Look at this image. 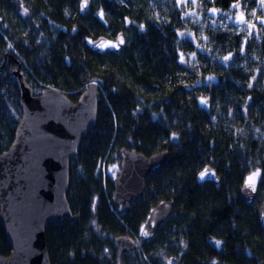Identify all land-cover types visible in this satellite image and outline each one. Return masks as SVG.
Wrapping results in <instances>:
<instances>
[{"label": "trees", "instance_id": "16d2710c", "mask_svg": "<svg viewBox=\"0 0 264 264\" xmlns=\"http://www.w3.org/2000/svg\"><path fill=\"white\" fill-rule=\"evenodd\" d=\"M83 1L0 0V153L22 117L19 64L35 93L51 85L74 100L92 82L100 86L97 122L70 161L67 197L76 221L46 227L51 263L168 264L163 250L175 264H264L257 218L264 176L257 202L245 204L239 193L251 168L264 169V36L246 41V33L210 18L198 44L186 31L199 28L179 0H91L86 11ZM239 1L254 6L253 0L202 5L225 11ZM121 32L127 47L120 53L95 51L85 39ZM201 96L211 99L210 110ZM122 147L170 153L129 213L114 208L113 177L103 169ZM208 166L219 184L197 181ZM163 200L175 206L158 233L135 253H121L115 238L138 236ZM210 235L226 239L222 250ZM11 250L0 222V255Z\"/></svg>", "mask_w": 264, "mask_h": 264}, {"label": "water", "instance_id": "95a60500", "mask_svg": "<svg viewBox=\"0 0 264 264\" xmlns=\"http://www.w3.org/2000/svg\"><path fill=\"white\" fill-rule=\"evenodd\" d=\"M90 2L83 1L84 11L89 8ZM245 21V14H240L237 23ZM85 39L90 48L99 52L110 50L120 53L127 47L123 32L116 37L101 35L96 39L88 36ZM102 42L108 46L97 47ZM14 74L21 88L22 117L11 146L0 153V222L12 248L10 254L0 255V264H52L46 227L50 222L63 224L65 219L76 221L67 197L70 161L78 154L83 137L97 122L100 86L92 82L74 101L65 91L51 85L35 93L26 82L20 64ZM210 80L217 82L219 78L214 75ZM199 102L205 110L212 107L209 97L201 96ZM119 155L120 170L112 180V204L117 212L129 213L132 203L143 197L147 178L166 164L170 153L162 149L147 155L122 147ZM205 169L211 171L201 179L200 173ZM205 169L198 174L199 184H219L221 177L216 169L211 166ZM257 170L261 175L256 178L254 188L246 187V178ZM263 176L264 169L260 165L246 174L239 189L245 204L256 202ZM174 205L173 200H163L151 209L142 227L148 235H142V229L140 231L144 242L158 233L160 226L173 214ZM257 218L264 229V201L259 205ZM208 240L218 251L226 243L225 238L212 235L208 236ZM115 241L121 253L139 248L138 243L126 235L116 237ZM216 241H221L219 246Z\"/></svg>", "mask_w": 264, "mask_h": 264}, {"label": "rangeland", "instance_id": "374dc122", "mask_svg": "<svg viewBox=\"0 0 264 264\" xmlns=\"http://www.w3.org/2000/svg\"><path fill=\"white\" fill-rule=\"evenodd\" d=\"M261 5H263V4H259L257 6V9L258 8L264 9V6L262 7ZM180 8L183 9L184 14L187 16V18L190 21H193L197 25V27L199 28L196 30L186 31V34L190 36V38L193 40V42H196L198 44H200V42L202 40V37H203L202 32H203V29L205 28V24L207 23L208 19H210V18L211 19L213 18L212 25H221V26L226 27V28L229 27L230 29H232V31L237 32V33H241V34L246 33V36L244 35L246 41L248 40V36L249 37L256 36V37H260V38H262L264 36V15H261L258 11L253 10L252 6L244 5L241 1L235 3L233 6H231L228 10H225V11L222 9H218L216 7H209V9L206 10V6H205V11H204V6L200 2V0H181ZM214 9H218V10H220V12L217 11L218 13L213 15L212 11H214ZM206 11H208V12H206ZM240 13H245L247 15V20L242 24H238L236 22ZM235 23H237L239 26H237ZM203 41H205V39ZM244 45H246L245 41H244ZM261 71L262 70H259L256 73V76L258 74H260ZM77 99H74V101H77ZM120 163H121V158L119 156V159L114 160L110 164L104 166L103 169H105L107 174H110V176L115 177L120 170ZM257 200H258V198H257ZM257 200H256V202H257ZM142 227H143V225L140 226V229H139L140 231H141ZM126 236L131 237L134 240H136V242H139L140 244H142V242H141L142 238L140 236V233L138 236L136 234L126 235ZM135 251H137V250H135ZM161 253H162V255H164L166 257V260L168 261V264H169V262H171V258H172L171 256H169V253H171V252L162 250ZM146 258H147V255L144 256L145 260H146ZM172 262L175 264V261L173 260V258H172ZM118 264H123V262L118 263Z\"/></svg>", "mask_w": 264, "mask_h": 264}, {"label": "snow or ice", "instance_id": "6c2138e0", "mask_svg": "<svg viewBox=\"0 0 264 264\" xmlns=\"http://www.w3.org/2000/svg\"><path fill=\"white\" fill-rule=\"evenodd\" d=\"M85 3H87V0H85ZM262 3H264V0H262ZM101 16H103V14L101 13L100 14ZM121 43H123V40L120 41ZM108 45L104 44L103 42L100 44V45H97V47H106ZM112 47H115L116 45H111ZM227 59V58H225ZM203 102V101H202ZM115 167V166H114ZM210 169H205L203 172L200 173V178L201 179H204L206 175H208L210 173ZM214 175V173H213ZM261 175L260 171L257 170L256 172L252 173L251 175H249L247 178H246V181H245V186L246 187H253L254 188V185H255V180L257 177H259ZM114 178V177H113ZM155 211V210H153ZM142 235H148L147 232H144L143 229H142ZM221 243V241H216V244L217 246H219ZM169 264H171V262H169Z\"/></svg>", "mask_w": 264, "mask_h": 264}, {"label": "flooded vegetation", "instance_id": "af4514ba", "mask_svg": "<svg viewBox=\"0 0 264 264\" xmlns=\"http://www.w3.org/2000/svg\"><path fill=\"white\" fill-rule=\"evenodd\" d=\"M213 2L214 0H200V2L202 3V2ZM179 2H180V5H181V0H179ZM253 2H254V6H253V10H255V11H258L261 15H264V9L262 8V9H260V8H258L257 9V6L259 5V4H263V5H261L262 7L264 6V3H262V0H253ZM234 5V4H233ZM232 5V6H233ZM208 9H209V7H208ZM207 8H206V10H208ZM257 9V10H256ZM204 11H205V7H204ZM220 12V10H218V9H214V11H212V14L213 15H215V14H217L218 12ZM241 11V10H240ZM206 12H208V11H206ZM240 14H245V13H240ZM240 16V15H239ZM245 16H246V20H247V15L245 14ZM238 19V18H237ZM236 22H237V20H236ZM237 26H239L237 23H235ZM175 206V205H174ZM145 223V222H144ZM144 225V224H143ZM136 241V240H135ZM142 241H143V239H142ZM144 242V241H143ZM138 243V245H139V248H140V246H141V244L139 243V242H137ZM212 244V243H211ZM225 244V243H224ZM214 246V245H213ZM138 248V249H139ZM224 248V247H223ZM137 249V250H138ZM135 251V250H134ZM133 252V251H132ZM135 253V252H134Z\"/></svg>", "mask_w": 264, "mask_h": 264}]
</instances>
